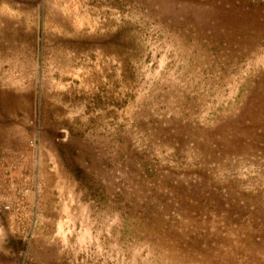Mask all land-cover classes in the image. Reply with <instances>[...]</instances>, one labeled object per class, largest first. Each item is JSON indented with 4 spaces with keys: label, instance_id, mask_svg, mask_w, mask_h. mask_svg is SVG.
Masks as SVG:
<instances>
[{
    "label": "rangeland",
    "instance_id": "374dc122",
    "mask_svg": "<svg viewBox=\"0 0 264 264\" xmlns=\"http://www.w3.org/2000/svg\"><path fill=\"white\" fill-rule=\"evenodd\" d=\"M46 261L264 264V0H0V264Z\"/></svg>",
    "mask_w": 264,
    "mask_h": 264
},
{
    "label": "crops",
    "instance_id": "0c3cea01",
    "mask_svg": "<svg viewBox=\"0 0 264 264\" xmlns=\"http://www.w3.org/2000/svg\"><path fill=\"white\" fill-rule=\"evenodd\" d=\"M11 144L9 146L11 148H15L19 145L15 143ZM33 154V156L35 157L34 161L37 164L35 167V172L37 174V177L41 179V185H39L38 189L40 194L41 205L35 207L31 204V207L28 211V215L26 217V223L28 225H35L41 222H44L45 224H49L48 222H51L56 225L59 220V217L62 214L63 206H60L58 200H54V196L57 193L61 195V193H64L67 190L64 186L60 185L61 182L59 177V169L57 168L56 164L57 159L55 156V148L52 146V144L46 145L44 142H42L39 144V147L33 151ZM66 211H68V208L66 209ZM35 236L36 237L34 238V240L32 238L31 240H29V243L38 242L37 237L39 235ZM33 247L36 248L38 246L34 244ZM48 248L49 247H46L44 245L41 246V249ZM46 262L47 264H49L48 261Z\"/></svg>",
    "mask_w": 264,
    "mask_h": 264
},
{
    "label": "bare ground",
    "instance_id": "6f19581e",
    "mask_svg": "<svg viewBox=\"0 0 264 264\" xmlns=\"http://www.w3.org/2000/svg\"><path fill=\"white\" fill-rule=\"evenodd\" d=\"M244 228H245V226H244ZM248 229V228H247ZM252 229V228H251ZM256 229V228H255ZM250 232V231H249ZM250 243V242H249ZM248 244V243H247ZM233 246V245H232ZM231 247V246H230ZM244 249V248H243ZM224 257V256H223ZM226 257H228V256H226ZM238 257V256H237ZM232 260V259H231ZM244 260V259H243ZM247 260V259H246ZM262 260V259H261ZM213 261H214V259H213ZM218 262V261H217ZM234 262V261H233ZM213 263H215V261L213 262ZM232 263V262H231ZM241 263V262H240ZM211 264V263H210ZM234 264V263H233ZM252 264H254V263H252Z\"/></svg>",
    "mask_w": 264,
    "mask_h": 264
}]
</instances>
